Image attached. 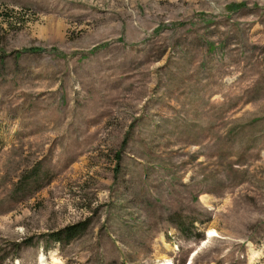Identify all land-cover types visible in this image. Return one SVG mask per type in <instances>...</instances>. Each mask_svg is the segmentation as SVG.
Segmentation results:
<instances>
[{
    "label": "rangeland",
    "instance_id": "obj_1",
    "mask_svg": "<svg viewBox=\"0 0 264 264\" xmlns=\"http://www.w3.org/2000/svg\"><path fill=\"white\" fill-rule=\"evenodd\" d=\"M249 243L264 0H0V264H247Z\"/></svg>",
    "mask_w": 264,
    "mask_h": 264
},
{
    "label": "clouds",
    "instance_id": "obj_2",
    "mask_svg": "<svg viewBox=\"0 0 264 264\" xmlns=\"http://www.w3.org/2000/svg\"><path fill=\"white\" fill-rule=\"evenodd\" d=\"M264 255V250L257 248L249 243L247 264H258L259 258Z\"/></svg>",
    "mask_w": 264,
    "mask_h": 264
},
{
    "label": "bare ground",
    "instance_id": "obj_3",
    "mask_svg": "<svg viewBox=\"0 0 264 264\" xmlns=\"http://www.w3.org/2000/svg\"><path fill=\"white\" fill-rule=\"evenodd\" d=\"M213 234H214V232H212V231H208V235H213ZM44 257H45V256H43L42 254L40 255L39 263H38V264H46V263L44 262ZM260 258H261V257H260ZM53 263H56V259H55V258H53ZM165 264H172V263H171L170 260H167Z\"/></svg>",
    "mask_w": 264,
    "mask_h": 264
}]
</instances>
